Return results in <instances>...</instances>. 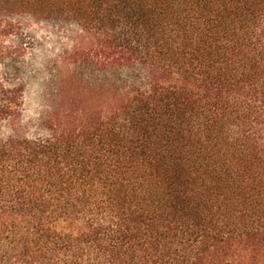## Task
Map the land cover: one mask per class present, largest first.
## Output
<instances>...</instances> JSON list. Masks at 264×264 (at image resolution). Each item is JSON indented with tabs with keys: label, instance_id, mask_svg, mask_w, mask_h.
I'll return each mask as SVG.
<instances>
[{
	"label": "trees",
	"instance_id": "obj_1",
	"mask_svg": "<svg viewBox=\"0 0 264 264\" xmlns=\"http://www.w3.org/2000/svg\"><path fill=\"white\" fill-rule=\"evenodd\" d=\"M20 17L87 43L0 83V264H264V0H0V65Z\"/></svg>",
	"mask_w": 264,
	"mask_h": 264
},
{
	"label": "rangeland",
	"instance_id": "obj_2",
	"mask_svg": "<svg viewBox=\"0 0 264 264\" xmlns=\"http://www.w3.org/2000/svg\"><path fill=\"white\" fill-rule=\"evenodd\" d=\"M20 29L13 37L2 36L4 46L21 45L24 55L19 63L0 65V83L17 85L24 81L39 82L30 77L34 68L44 70L52 65H73L64 63V56L76 47L86 45L87 40L80 28L70 22L34 19L30 17L15 18ZM24 49V50H23Z\"/></svg>",
	"mask_w": 264,
	"mask_h": 264
}]
</instances>
